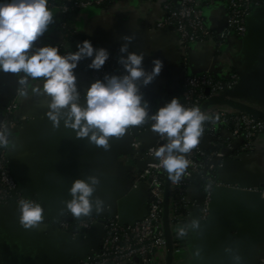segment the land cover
Listing matches in <instances>:
<instances>
[{"label": "crops", "instance_id": "crops-1", "mask_svg": "<svg viewBox=\"0 0 264 264\" xmlns=\"http://www.w3.org/2000/svg\"><path fill=\"white\" fill-rule=\"evenodd\" d=\"M164 2L112 0L104 7L89 6L77 12L73 23L79 36L115 54L123 70L119 60L127 55L120 52L123 44H127L128 52L143 53L146 71H151L154 59H160L162 68L153 82L147 86L137 83L144 92L163 98L174 94L182 75L183 56L173 29L157 26L164 14ZM201 4L207 22L221 24L222 5L211 0H201ZM49 8L53 22L33 42L36 46L51 44L59 36L57 8ZM246 27L245 35L231 36L223 44L210 38L193 46L186 57L187 67L221 75L234 71L242 80L236 98L264 104V86L256 85L264 78V0H259V10L247 20ZM126 36L131 39L125 40ZM75 73L83 104V92L91 80L86 73ZM21 75L22 72L0 71V110L18 91ZM41 80H30L27 95L18 98L20 127L8 134L6 155L21 194L36 199L46 218L25 227L18 204L1 206L0 264H82L98 248L101 220L81 233H71L54 224L57 218L73 216L67 202L72 199L69 189L77 178L98 180L89 197L93 205L89 213L97 210V200L101 211L116 214L124 222L141 217L147 210L146 186L134 180L145 161L131 158L129 132L109 137V146L104 148L87 137H77L74 129L65 126L63 116L54 126L46 114L50 97L42 91H31V85ZM240 91L248 94L241 95ZM155 139L151 133L140 137L143 145L154 144ZM200 144L206 146L207 140L201 137ZM253 145V150L226 160L219 173L223 180L252 187L264 184V135L258 136ZM189 195L200 197L195 188ZM193 220L196 227H192ZM184 236L186 255L180 264H258L264 258V197L251 191L220 190L209 217L205 221L191 217Z\"/></svg>", "mask_w": 264, "mask_h": 264}, {"label": "built area", "instance_id": "built-area-1", "mask_svg": "<svg viewBox=\"0 0 264 264\" xmlns=\"http://www.w3.org/2000/svg\"><path fill=\"white\" fill-rule=\"evenodd\" d=\"M104 1L109 3L112 0H79L74 1L72 5L79 12L89 6L100 7ZM211 1L220 3L223 8V20L217 26L207 22L201 0H165L164 14L157 22V26L173 29L177 42L183 50L182 75L177 82L174 94L168 97L151 96L140 89L144 99L148 101L149 113L155 112L162 104L175 97L178 88H181V103L186 107L200 106L212 98L234 99L230 93L240 79L236 72L229 71L221 75L207 70L191 71L187 67L186 57L193 46L204 43L210 38H215L220 45L231 36L245 35L247 19L259 10V0ZM67 2L70 3V0ZM49 7H56L58 16L60 12L68 9L65 5H49ZM60 26L63 27L65 24L58 18V31ZM80 41L82 40L73 38L68 42L59 31V36L51 44L57 45L61 53H66L75 51ZM92 44L98 47L93 42ZM89 62L90 58L82 59L74 71L86 73L91 82L98 78L102 79L106 73L120 75L124 72L119 65L118 57L110 52L105 64L99 70L88 68ZM20 95L18 89L0 110V124L8 129V134L11 130L20 127V120L17 118ZM256 108L264 113V105ZM202 111L218 113L220 119L215 125L211 121L205 122V131L201 137L207 140L206 146H202L199 141L198 145L186 154L190 160L186 174L179 183H173L170 180L168 223L171 264H180L186 255L185 236L178 235L179 229L183 227L187 230L188 222L193 216L202 221L209 217L213 190L218 186L239 188L236 183L227 184L218 180V170L223 163L237 157L241 152L253 150V141L258 136L264 135V120L249 112L233 108L225 103H210ZM135 128L134 132L132 128L128 130L131 135L130 156L145 161L135 173L134 180L146 186L147 210L141 217L129 222L121 221L116 214L101 210L79 216L76 229L71 233H81L89 229L97 220H101L102 223L99 246L90 256L82 260V264H164L165 238L161 217L166 171L159 166L157 159L151 153L160 142L164 143L165 140L153 132L150 125L135 126ZM146 133L155 135L154 144L143 145L140 137ZM235 141L238 145H235ZM6 154V146L0 147V207L9 203L20 205V201L25 199L39 203L36 199L26 198L21 194L13 173L7 166ZM192 188L196 189L200 197L195 198L189 195ZM242 188L258 190L264 197V187ZM40 206L42 207L41 204ZM45 218L43 209L42 219ZM67 218V216L57 218L54 224L68 231ZM258 264H264V258Z\"/></svg>", "mask_w": 264, "mask_h": 264}, {"label": "clouds", "instance_id": "clouds-1", "mask_svg": "<svg viewBox=\"0 0 264 264\" xmlns=\"http://www.w3.org/2000/svg\"><path fill=\"white\" fill-rule=\"evenodd\" d=\"M53 22L49 0H0V71L23 73L19 76V92L27 95L29 82L42 78L40 84H32L33 93L42 91L50 97L47 116L54 126L61 116L64 124L75 130L76 136L87 137L98 146L107 148L109 137H120L132 126H141L150 121V127L165 142L152 150L159 166L167 172L173 183H179L190 164L187 158L199 143L205 131V122L213 125L220 119L218 113L202 111L199 105L186 107L172 97L155 112L149 114L148 101L140 91L143 85L151 84L160 73L162 61L153 60L151 71L142 66L143 53L128 52L127 44L119 57L124 72L120 75L105 74L102 79L93 80L83 92L84 103H80L81 92L76 83L77 64L90 58L88 68L99 70L109 57L104 47H94L89 39L77 43L76 50L61 53L54 44L34 45ZM131 37H125L130 40ZM64 109L65 111H61ZM10 143L8 129L0 124V147ZM96 177L88 180L77 178L69 189L72 199L67 207L74 216L88 214L92 209L89 197ZM20 221L25 227L35 225L42 219L43 209L39 203L20 201ZM102 207L96 202L97 211ZM197 222L192 221V227ZM181 227L178 235L184 236Z\"/></svg>", "mask_w": 264, "mask_h": 264}, {"label": "water", "instance_id": "water-1", "mask_svg": "<svg viewBox=\"0 0 264 264\" xmlns=\"http://www.w3.org/2000/svg\"><path fill=\"white\" fill-rule=\"evenodd\" d=\"M253 15H251L249 18H251ZM256 85L257 86H260V87L261 86H264V78H262L261 82L257 83ZM241 87H242V80L239 79V81L236 84L235 88L230 93V96H232L234 99H229V98H212V99H209V100L203 102L200 105L201 110L206 105H208L210 103H225V104H227V105H229V106H231L233 108H236V109H239V110H243V111L249 112V113H251V114H253V115H255V116H257V117H259V118H261V119L264 120V113L260 112L256 108L258 106L264 105L263 103L262 104H251L249 102H245L244 100H240V99L236 98V97H238L236 91H237V89L241 90ZM246 93L248 94V92L240 91V94L241 95L246 94ZM149 114H151V113H149ZM131 128H132L133 132L136 130L135 126H132ZM162 143L163 142H160L159 145L162 144ZM233 159H236V157L233 158ZM224 163H223V166H224ZM223 166L218 170V174H217L218 180L219 181H222L224 183H227V184H234V183H236L239 188H234V187H229V186H227V187H224V186H218V187H216L213 190V193H212V200H211V203H210V214L213 211V204H214L215 194L218 191H220V190L226 189V190L240 191V192H242V191L243 192H245V191H251V192L258 193L261 196V194H260V192L258 190H247V189L242 188V187H252L249 184H241V183H237V182H229V181L223 180L221 178L220 174H219L220 173V170L223 168ZM258 186L259 187H264V184H260ZM255 187H257V186H255ZM169 188H170V179L168 178V174L166 172L165 182H164L162 217H161L163 235H164V238H165V259H164V264H171L172 263L171 242H170L169 223H168V213H169Z\"/></svg>", "mask_w": 264, "mask_h": 264}, {"label": "trees", "instance_id": "trees-1", "mask_svg": "<svg viewBox=\"0 0 264 264\" xmlns=\"http://www.w3.org/2000/svg\"><path fill=\"white\" fill-rule=\"evenodd\" d=\"M74 1H79V0H70V3H68L67 0H49V5L52 6H64V5L68 6V9L65 12H60L58 16L59 21L65 24V26L59 27V31L67 39L68 42L72 41L73 38L84 40L83 37L75 33L73 28L74 18L78 12L77 8L72 5ZM106 4L107 2L104 1L100 7H104ZM175 97L181 102L182 100L181 88L177 89ZM150 124H151L150 121H146L145 124L143 125L148 126ZM102 215L103 214H101V216ZM78 219L79 216H74V215L66 219V221H68L69 223V230H68L69 232L76 229V224Z\"/></svg>", "mask_w": 264, "mask_h": 264}]
</instances>
